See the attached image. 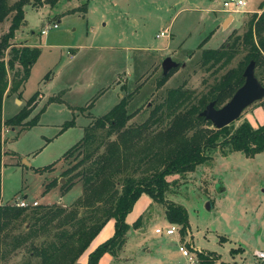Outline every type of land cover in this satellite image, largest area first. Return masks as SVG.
Returning <instances> with one entry per match:
<instances>
[{"label": "rangeland", "instance_id": "rangeland-1", "mask_svg": "<svg viewBox=\"0 0 264 264\" xmlns=\"http://www.w3.org/2000/svg\"><path fill=\"white\" fill-rule=\"evenodd\" d=\"M248 1L244 12H231L233 24H239L238 27L229 30V18L222 24L225 38L221 44L240 35L251 15L260 13L259 7H264V0ZM249 8L251 11H246ZM219 9H222L220 0H56L52 5H26L25 24L14 31L16 37L11 42L34 43L40 55L22 89L6 90L3 101V121L11 117L15 106L18 111L26 107L30 112L21 129L5 125L0 131L4 152L1 202L13 204L25 197L40 205L68 208L80 195L81 186L76 182L61 192L59 185L65 181L60 172L65 162L59 158L82 136L87 124L85 115L105 113L119 92L121 96L131 92L127 108L137 111L127 123L135 125L147 117L169 88L178 87L192 95L205 91L242 55V51L236 53L216 72L206 71L200 65L202 48L197 45L203 37L213 31L204 48L221 45H218L223 34L219 19L223 12ZM8 24V19L1 23L0 35ZM46 25L49 27L46 33H39ZM160 31L164 35L155 36ZM180 42L181 47L176 48ZM8 56L6 50L5 61ZM165 56L179 66L156 87L161 75L160 61ZM16 66L7 71L8 87L18 78L15 71L20 66ZM260 73L264 78V66ZM40 90L43 102L32 113L39 102ZM49 97L56 99L48 101ZM10 98L18 100L16 105ZM260 100L245 106L232 121V128L242 120L254 127L262 124ZM91 101L93 104L88 106ZM34 115L38 117L37 123L24 127L23 123ZM159 116L150 129L166 127L167 117L164 113ZM69 121L72 123L64 127ZM206 154L207 159L191 171L166 176L168 187L163 202L144 193L139 195L124 216L128 227L120 249L116 255L103 252L97 264H196L197 250L217 254L214 264H262L254 252L264 251V151L245 156L240 151L215 146ZM51 164L50 169H44ZM53 179L56 183L45 189V184ZM170 202L185 210L183 230L164 216V203ZM25 220H18L12 233L28 227ZM109 220L77 255L74 264H86L87 251L111 235L113 219ZM171 224L175 231L166 235L164 230ZM155 228L161 232L155 233ZM40 240L39 237L36 242ZM178 245L188 255H182ZM238 247L239 251L230 252ZM8 249L7 246L0 264L38 261L31 256L28 245Z\"/></svg>", "mask_w": 264, "mask_h": 264}, {"label": "trees", "instance_id": "trees-1", "mask_svg": "<svg viewBox=\"0 0 264 264\" xmlns=\"http://www.w3.org/2000/svg\"><path fill=\"white\" fill-rule=\"evenodd\" d=\"M55 1L0 0V25L9 20L7 30L0 35V131L5 125L12 128L19 126L21 129L22 122L29 115L30 111L23 107L3 121V97H6L8 90L20 91L18 88L24 85L32 64L40 55L37 45H16L11 42L15 37L14 31L25 23L26 5H52ZM82 8H85V2ZM259 8L260 13L251 15L240 35L216 48L201 49L200 65L204 70L214 72L242 51L236 63L220 74L205 91L192 95L190 91L178 87L169 88L162 100L149 110L147 117L135 125L127 123L137 111V108L132 111L127 108L131 92L122 95L105 113L91 117L83 127L82 136L59 158L65 162L60 172L65 181L59 185L61 192L76 182L81 186L80 195L68 208L58 204L17 207L14 203H2L0 261L5 256L7 246L14 250L28 245L31 256L38 258L35 264H74L75 258L89 241L109 219H113L111 235L87 253L86 264H97L103 252L116 255L120 249L128 227L123 221L124 216L141 193L157 202L164 201L168 187L166 176L191 171L207 159V151L215 146L228 147L245 156L264 151V122L254 127L247 120H242L234 128L230 122L215 129L210 121L198 115L210 101L214 102V107H218L229 99L242 84V72L249 61H253L255 78L264 86L260 73L264 66V7ZM203 42L204 39L197 47ZM6 50L9 56L5 61ZM16 65L20 66V70L15 71L18 78L8 87L7 71L15 69ZM176 69L177 66L160 75L156 87L161 86ZM54 99L49 97L48 101ZM260 106L264 114V97L260 100ZM162 113L167 117L166 127L150 129V125ZM37 119V115H34L23 123L24 127L37 123ZM71 123L66 122L63 126ZM2 143L0 132V181ZM55 183L54 179L51 180L45 184V189ZM164 216L169 223H176L180 229H184L185 210L182 206L173 202L164 203ZM22 219L29 223L28 227L12 233L15 223ZM10 226V230L1 235ZM39 237L41 240L37 243ZM239 250L238 247L230 252ZM195 257L196 264H214L218 259L214 252L202 250H197Z\"/></svg>", "mask_w": 264, "mask_h": 264}, {"label": "water", "instance_id": "water-1", "mask_svg": "<svg viewBox=\"0 0 264 264\" xmlns=\"http://www.w3.org/2000/svg\"><path fill=\"white\" fill-rule=\"evenodd\" d=\"M176 66L178 63L169 56L163 57L160 61L161 75H165ZM242 76V84L235 89L227 101L219 107H214V102L210 101L198 113L199 116L210 121L213 128L218 129L229 124L239 116L245 106L264 97V86L253 74V61H249L244 67Z\"/></svg>", "mask_w": 264, "mask_h": 264}, {"label": "built area", "instance_id": "built-area-1", "mask_svg": "<svg viewBox=\"0 0 264 264\" xmlns=\"http://www.w3.org/2000/svg\"><path fill=\"white\" fill-rule=\"evenodd\" d=\"M222 9L228 13L231 12H236L239 11L244 5H245V0H220ZM56 25L53 23L52 27H55ZM49 27L46 25L43 28H41V31H39V33L41 34H45L46 30ZM164 33L163 32H159L158 34H156L155 36H163ZM39 204L38 201H27L25 200V198L19 199V200H15L14 201V205H16L17 207H36V205ZM175 231V226L173 224L169 225L168 227L165 228L164 233L166 235H170ZM155 233H160L161 230L159 228H155L154 229ZM178 250L181 252L182 255H188V251L182 246V245H178ZM255 257H257L262 264H264V251L261 250H256L254 252Z\"/></svg>", "mask_w": 264, "mask_h": 264}, {"label": "crops", "instance_id": "crops-1", "mask_svg": "<svg viewBox=\"0 0 264 264\" xmlns=\"http://www.w3.org/2000/svg\"><path fill=\"white\" fill-rule=\"evenodd\" d=\"M259 1V0H258ZM247 2H248V4H249V1L248 0H245V5L239 10V12L240 11H242V12H244V10H245V8L247 7ZM220 11H222L223 12V15L220 17V19H219V24L221 25V31H222V37H221V40H220V42H219V44L218 45H220L221 44V42H223V40H224V29H223V27H222V24L224 23V21L226 20V19H228L229 18V24L231 25L230 26V28H229V30H232V29H234V28H236V27H238L239 26V24H233V16L231 15V13H228V12H226V11H224L223 9H219ZM246 11H251L250 10V8L249 9H246ZM237 12V11H236ZM259 14V13H258ZM241 22H242V17H241ZM241 22H240V24H241ZM25 24V23H24ZM24 26V25H23ZM215 30H216V28H215ZM212 32L213 31H211L208 35H206L205 37H203L202 39H204V42L206 41V40H208L209 39V37L210 36H212ZM156 35V34H155ZM172 34H170V36H171ZM15 37H16V35H15ZM14 37V38H15ZM201 39V40H202ZM200 40V41H201ZM204 42L201 44V46H200V48H204L203 47V44H204ZM27 44V43H26ZM29 45H34V43H28ZM199 44V43H198ZM217 45V46H218ZM175 47L176 48H180L181 47V42L180 43H178L177 45H175ZM175 47H173V48H175ZM216 48V47H215ZM155 50V49H154ZM157 51V50H156ZM32 68V67H31ZM31 71V70H30ZM43 81H45V80H43ZM22 91V90H21ZM119 91H120V89H119ZM40 92H41V96H40V98H39V102H38V104L35 106V108L33 109V111H32V113L33 112H37V110H39V108H40V106H39V104H41L42 102H43V98H44V94H43V92L40 90ZM101 92H99V94H100ZM7 97V96H6ZM6 97H3V101H4V99L6 98ZM121 97V92H119L118 94H117V100L113 103V104H115L117 101H118V99ZM10 99H12L13 100V102H14V104L16 105V103H17V99H15V98H10ZM93 104V102L91 103V104H87L88 106H90V105H92ZM2 106H3V103H2ZM14 109H15V112L13 113V114H15V113H17L18 112V108L15 106L14 107ZM13 114H11V115H13ZM10 115V116H11ZM86 116V118H87V124H88V122L91 120V117H96L95 115H93L91 112H89L87 115H85ZM3 118V117H2ZM13 129V128H12ZM3 157H4V152L2 151V159H3ZM25 198V197H24ZM14 203V202H13ZM2 204V202H1V200H0V205ZM112 219H110L109 221H111ZM171 235V234H170ZM87 253H88V251H87Z\"/></svg>", "mask_w": 264, "mask_h": 264}]
</instances>
